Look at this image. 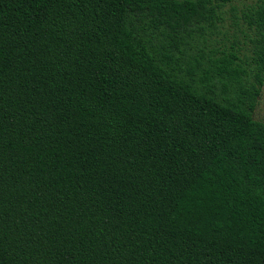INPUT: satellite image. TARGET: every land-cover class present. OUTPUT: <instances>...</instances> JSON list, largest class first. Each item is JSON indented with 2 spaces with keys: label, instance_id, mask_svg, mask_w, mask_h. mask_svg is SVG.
<instances>
[{
  "label": "trees",
  "instance_id": "1",
  "mask_svg": "<svg viewBox=\"0 0 264 264\" xmlns=\"http://www.w3.org/2000/svg\"><path fill=\"white\" fill-rule=\"evenodd\" d=\"M231 1L0 0V264H264V0L250 55Z\"/></svg>",
  "mask_w": 264,
  "mask_h": 264
},
{
  "label": "rangeland",
  "instance_id": "2",
  "mask_svg": "<svg viewBox=\"0 0 264 264\" xmlns=\"http://www.w3.org/2000/svg\"><path fill=\"white\" fill-rule=\"evenodd\" d=\"M255 0H232L230 5L227 7V15L226 21L223 26V31H225L226 37L229 39L226 42V46H230L234 40L239 43V47L244 50V55H250L251 45L249 43V38L244 37L241 34V30L248 31L247 28L243 25V21L236 19L235 15L240 18L241 11L246 9V7L251 6ZM235 9L237 11H232ZM236 22H238V26H236ZM254 119L256 121L264 123V87L262 88V94L259 98L257 108L254 113Z\"/></svg>",
  "mask_w": 264,
  "mask_h": 264
}]
</instances>
